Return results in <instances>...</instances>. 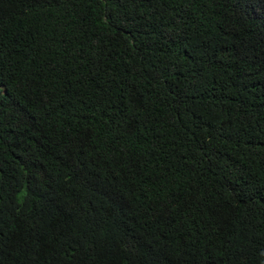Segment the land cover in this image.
Masks as SVG:
<instances>
[{
	"label": "trees",
	"instance_id": "1",
	"mask_svg": "<svg viewBox=\"0 0 264 264\" xmlns=\"http://www.w3.org/2000/svg\"><path fill=\"white\" fill-rule=\"evenodd\" d=\"M0 264H264V0H0Z\"/></svg>",
	"mask_w": 264,
	"mask_h": 264
}]
</instances>
